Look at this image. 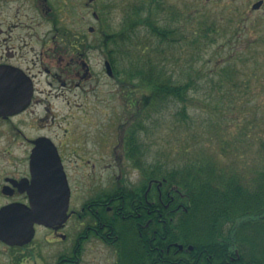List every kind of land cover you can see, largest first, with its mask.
<instances>
[{
    "label": "flooded vegetation",
    "instance_id": "1",
    "mask_svg": "<svg viewBox=\"0 0 264 264\" xmlns=\"http://www.w3.org/2000/svg\"><path fill=\"white\" fill-rule=\"evenodd\" d=\"M80 1L92 10L94 23L109 32L103 42L108 49L104 62L108 61L115 76L114 64L119 61L110 48L122 47L119 40L127 47L139 42L135 34L142 25L136 18L140 9L130 8L119 29L112 32L111 1L0 0V95H6L1 102L8 103V108L0 111L14 112L15 95H23L26 84H32L27 106L16 113L0 115V264H124L126 250L134 248L143 253L145 264L158 262V186L155 178L143 185L140 167L129 163L124 151L129 130L122 129L121 152L113 154V162H121L120 166L124 164L139 177L134 182L130 177L128 182L127 171L119 169L114 174L115 181L97 184L98 190L91 189L90 196V173L85 176L88 185L79 190L70 161V155H78L83 144L71 139L63 143L41 133L44 127L37 123L42 120L31 118L42 104L39 95H90V82L95 76L91 58L94 43L79 32L76 18L69 21V16L76 14L74 5ZM203 4H215L222 21L234 18L236 24L264 16V0H204ZM152 10L153 16L154 10L164 11L163 1L153 4ZM209 23L211 28L204 31L224 30ZM94 32L95 28L89 26L88 35ZM114 76L111 79L115 80ZM40 81L45 82L47 90H37ZM65 102L71 105L70 99ZM128 103L131 108L136 101L128 99ZM5 106L0 104V109ZM42 111L49 109L44 107ZM36 151L39 160L32 162ZM136 153V157L145 159L139 147ZM59 162L69 190V216L63 223L49 218L52 223L48 225L41 217L33 216L32 208L43 200L46 203V184L41 177ZM79 191L84 194L78 196ZM51 197L56 200L59 195L53 193ZM4 211L8 215L2 214Z\"/></svg>",
    "mask_w": 264,
    "mask_h": 264
},
{
    "label": "rangeland",
    "instance_id": "2",
    "mask_svg": "<svg viewBox=\"0 0 264 264\" xmlns=\"http://www.w3.org/2000/svg\"><path fill=\"white\" fill-rule=\"evenodd\" d=\"M102 1L114 2L109 17L112 32L119 29L130 8L140 9L136 18L142 25L135 34L140 43L151 39L144 17L158 1H163L164 11L154 10V16L151 13L155 22L170 28L177 26L183 32L177 36L167 69L174 82L193 83L187 93V118L178 122L175 112L182 104L174 101L168 105L164 115L155 114L145 120V127H141L137 134V146L145 156L143 164L148 166L152 161L156 169L160 162L182 163L193 152V156L216 158L222 166L231 167L246 180L257 177L264 169V16H254L236 24L234 18L222 21L218 7L215 4L204 5V0ZM73 10L76 14L69 16V21L71 17L76 18L79 32L94 43L91 58L95 76L90 82V95L83 96L81 92L78 96L67 97L45 98L39 95L37 98L42 100V104L31 118L40 117L42 121L37 125L44 127L41 133L45 132L63 143L71 139L83 144L84 151L81 149L78 155H70V161L72 168L75 167L74 180L79 190L88 185L85 176L90 173L91 196V189L95 187L98 190L97 184L109 185L115 181L114 174L119 169L127 171L126 181L131 177V182H134L139 177L124 164L121 167V162H113V154H120L121 131L124 127L127 129L125 125L134 110L140 107L138 102L147 91L138 89L128 94L117 80L106 75L104 60L108 49L103 42L108 31L94 23L92 10L85 8L81 1L74 5ZM209 21L224 30L219 33L204 31L211 28ZM89 26L95 28L93 35H88ZM119 42L122 49H126L123 40ZM139 42L135 41L129 47L140 46ZM110 49L115 51L114 58L119 61L121 71L133 66L132 54ZM246 79L247 82L244 81ZM36 87L37 90L48 89L44 81L37 83ZM67 98L71 100L70 106L65 102ZM128 99L136 101L131 108ZM44 107L49 112H43ZM82 194L79 191L78 196Z\"/></svg>",
    "mask_w": 264,
    "mask_h": 264
},
{
    "label": "trees",
    "instance_id": "3",
    "mask_svg": "<svg viewBox=\"0 0 264 264\" xmlns=\"http://www.w3.org/2000/svg\"><path fill=\"white\" fill-rule=\"evenodd\" d=\"M152 12L151 7L144 17L150 41L116 48L132 54L133 66L123 71L114 66L115 79L128 94L147 91L127 125L124 151L133 167H140L143 185L155 178L158 186L157 264H264V169L246 180L216 158L193 152L182 163L160 162L156 169L152 161L146 166L140 155L136 157L137 134L145 120L164 115L171 102L179 101L182 106L175 113L178 122L185 121L187 93L193 84L174 82L167 69L182 30L156 23ZM124 264H145L143 253L127 249Z\"/></svg>",
    "mask_w": 264,
    "mask_h": 264
},
{
    "label": "water",
    "instance_id": "4",
    "mask_svg": "<svg viewBox=\"0 0 264 264\" xmlns=\"http://www.w3.org/2000/svg\"><path fill=\"white\" fill-rule=\"evenodd\" d=\"M105 67H106L107 75L112 76V70L108 62L105 63ZM31 96H32V84L28 83L26 84L25 92L23 95L21 96L17 94L15 95V103H14L15 111L14 112L0 111V115L16 113L17 111H19V109L29 104ZM6 98H7L6 95H0V104L6 105L4 108H1L0 110H4L8 108L7 102L6 103L1 102V100L5 101ZM37 160H39V154L36 151L32 155V162H37ZM35 172H37V170H35ZM41 179L43 183L46 184V194H47L46 203L43 200L44 202L42 201L41 203H38V206H34L32 208L33 216L41 217V220L48 225L52 223L49 218H51L52 220L53 218L60 219L59 223H63L65 219L69 216L67 214L69 190H68L66 177L60 162L58 165L56 164L54 167L53 166L50 167L47 171V174L43 175ZM53 193L59 195V198L57 197L56 200L55 198H52L51 195ZM60 195H62L61 199H60ZM38 201H41V199H38ZM2 214L8 215L6 211H4ZM179 248L182 249V246H179ZM189 249H191V247H189Z\"/></svg>",
    "mask_w": 264,
    "mask_h": 264
}]
</instances>
